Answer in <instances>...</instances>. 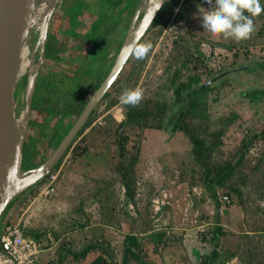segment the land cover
I'll use <instances>...</instances> for the list:
<instances>
[{"label": "rangeland", "instance_id": "rangeland-1", "mask_svg": "<svg viewBox=\"0 0 264 264\" xmlns=\"http://www.w3.org/2000/svg\"><path fill=\"white\" fill-rule=\"evenodd\" d=\"M139 3L58 0L49 22L22 170L48 158L70 129L95 89L94 77L100 83L106 68L112 66L128 32L129 16ZM260 4L262 11L251 17L253 30L248 38L235 41L201 30L199 16L212 10L205 0H178L164 21L150 26L138 43H150L148 53L143 59L131 55L60 164L33 191L28 188L11 202L1 217L0 230L22 214L24 220L28 218V231L52 247L39 254V264H89L68 250L70 244L81 249L88 240L82 218L84 200L78 204L72 187L83 173L90 176L87 172L93 167L78 158L82 149L91 155L102 151L107 162L94 168L93 175L112 174L107 182L115 178L116 185L127 172L132 183L133 196L124 193L119 204L123 220L135 217L147 222L145 231L162 228L165 232L158 245L143 244L155 264H203L200 256L215 247V226L224 264H264V97L243 95L249 89L264 88V0ZM176 68L182 69L186 83L180 104L171 84ZM124 88L142 91L133 107L153 110L157 101L168 104L162 128L151 126L152 116H126V105L118 99ZM10 97L7 110L15 119L21 106L14 94ZM192 100L194 108L185 121L205 141L201 154L207 156L211 174L207 180L204 167L192 154L189 137L179 127L178 110L187 111ZM122 120L128 124L121 151L117 129ZM238 163L229 178L212 183L219 169ZM51 176L55 192L35 199ZM207 184L214 186L217 196ZM120 243L116 261L112 259L116 263L123 257ZM105 262L100 256L90 264Z\"/></svg>", "mask_w": 264, "mask_h": 264}, {"label": "water", "instance_id": "water-1", "mask_svg": "<svg viewBox=\"0 0 264 264\" xmlns=\"http://www.w3.org/2000/svg\"><path fill=\"white\" fill-rule=\"evenodd\" d=\"M166 1L167 0H160V4L157 1L148 15L139 20L130 22L128 32L115 55L114 62L108 74L100 85L95 83L94 91L70 129L66 132L48 158L35 167L22 170L21 163L24 157V143L30 124L39 70L44 60L49 22L58 2V0H54L53 2L49 0L42 16L43 25L39 40L38 58L35 60V57H32V67L26 83L23 105L20 173L16 180H12L9 170V148L6 140V122L8 118H14L8 113L7 105L10 96L13 94L18 50L22 37L26 31V22L32 7V0H0V220L11 202L18 195L49 175L68 146L83 128L94 108L111 87L118 74L131 57V49L138 45ZM95 80L97 81V78H95Z\"/></svg>", "mask_w": 264, "mask_h": 264}, {"label": "crops", "instance_id": "crops-1", "mask_svg": "<svg viewBox=\"0 0 264 264\" xmlns=\"http://www.w3.org/2000/svg\"><path fill=\"white\" fill-rule=\"evenodd\" d=\"M104 153L99 151L91 155L90 151L83 154L86 160H90L89 165L91 170H88V175L83 176V179H80L79 182L72 187L75 188V196L78 198V204L81 202V199L84 200V207L82 209V218L85 228L88 230L84 232V236L88 238L85 243V246L81 249H75L73 246L68 245V250L72 253L71 250L81 251L84 248L88 247V251L84 256H79L81 259H85L87 263H92L96 258L103 256L105 260H109L107 257V251L105 250L106 246L114 252L111 253V259L116 261L115 254L117 253V243L120 241V245H123L124 251V240L127 234L136 235L138 240L147 246L154 244H159L163 236L157 237L158 232H164L162 228H159L154 231V229L145 231L147 227V222L143 220H138L134 217L123 220L125 214L123 215V210L119 207L120 202L124 199V193H126V187L122 181V177L119 178L118 183L114 185V182L117 179H111L112 183L107 182L108 177H112V174L106 175L104 178H99L93 175L91 172L94 168L103 166L107 162V158L104 157ZM88 176V177H87ZM121 188H123V194L121 193ZM81 191V192H80ZM37 193V192H36ZM85 198L89 200L86 201ZM131 205V204H130ZM61 206V204H60ZM60 208V207H59ZM137 216V213L135 214ZM41 228V227H40ZM42 233V232H41ZM165 233V232H164ZM40 240H42L44 246L46 245L43 238H40V235L34 234ZM95 237V238H94ZM97 237V238H96ZM60 240H56L55 245H58ZM99 243V244H98ZM52 247H46L45 250H50ZM65 255V253H64ZM72 255L77 258L73 253ZM58 257H60L58 255ZM123 258V257H122ZM60 259V258H58ZM113 261V262H114ZM122 259L120 260V262ZM116 263V262H115ZM119 263V262H117ZM128 264H143L141 260H138L134 257L128 258Z\"/></svg>", "mask_w": 264, "mask_h": 264}, {"label": "trees", "instance_id": "trees-1", "mask_svg": "<svg viewBox=\"0 0 264 264\" xmlns=\"http://www.w3.org/2000/svg\"><path fill=\"white\" fill-rule=\"evenodd\" d=\"M178 0H167L163 6L161 7V9L159 10V12L157 13L156 17L154 18L151 26H155L158 25L159 23H162L164 21L165 15L169 12V10L173 9L176 5ZM103 45V44H101ZM110 70L109 68H106V70L104 71L105 76L108 74ZM182 77V69L181 68H176L172 74V78H171V84L173 87V92L175 94V98L177 100V102L180 104L183 101V89L186 85L185 81H183L181 79ZM98 78V76H97ZM100 84L97 82V85ZM35 95V93H34ZM243 95L248 96L252 99H259L261 97H264V88H252L249 89L245 92H243ZM35 98H33V103H34ZM154 109L150 110L147 107H142V108H137V107H133L130 105H126L125 106V113L126 116L129 117H143V116H152L154 119V122L151 124L152 127L154 128H162L163 127V117L167 114V111L169 109V106L166 102H155L154 103ZM194 106V101H190L189 104V109L187 111H183L182 109L178 110V119H179V127L180 129L189 137L191 143H192V154L195 158V160L201 164L204 169H205V179L207 180L210 177V169L208 167V165L206 164V154L202 155L201 154V150L202 147L205 144V141L203 138H199L197 136H195L192 132V130L190 129V127L188 126V124L186 123V116L188 114V112L192 111V108ZM181 108V107H180ZM178 109V108H177ZM176 109V111H177ZM88 124V120L86 125ZM128 124L127 120H122L121 123L118 126L117 129V136L119 138V144H120V150L122 151V146L125 143V135H124V130L126 125ZM70 147V146H68ZM86 152V150L82 149V153L78 156V158L80 157L81 160H86L87 158H84L83 154ZM62 157L60 158V160L57 162L56 166H58L61 162ZM88 162H91L90 160H87ZM24 162V160H23ZM43 162V161H40ZM92 163V162H91ZM39 164V162L35 163V166H37ZM90 164V163H88ZM238 164H228L225 167H222L221 169L218 170V172L215 174V176L212 177V183H217V184H221L225 179L229 178L235 171V169L237 168ZM87 174L83 173L82 176H86ZM47 177V176H46ZM122 180L124 182V185L126 187V195L129 196H133V188H132V183L131 180L128 176L127 172H123L122 173ZM43 181V179L41 180ZM40 182V181H39ZM212 190L215 196H217L214 192V186L207 184ZM36 187V184L32 185L28 191L31 192L33 191V189ZM218 227L215 226L214 227V240H215V247L213 248V250L211 251V253L209 254H202L200 256V258H202L203 260V264H224L225 262V258L222 257L221 252H219L218 250V245H219V234L217 231ZM164 232H158L156 234L157 237H161L164 236ZM99 244V243H98ZM105 250L107 251V255H109V260H107L105 262V264H128V258L129 257H134L138 260H141L143 264H155L154 261H152L147 252L143 250L142 244L141 242L138 240L136 235L133 234H127L124 240V251H123V258L122 261L119 263H115L112 261L111 259V252L109 251V248H105ZM72 253L76 256H84L87 251H88V247L84 248L81 251H74L71 250ZM109 251V252H108ZM228 253V252H226Z\"/></svg>", "mask_w": 264, "mask_h": 264}, {"label": "bare ground", "instance_id": "bare-ground-1", "mask_svg": "<svg viewBox=\"0 0 264 264\" xmlns=\"http://www.w3.org/2000/svg\"><path fill=\"white\" fill-rule=\"evenodd\" d=\"M50 1L53 2L54 0ZM157 1L158 0H141L136 10L129 16L130 22L139 20L148 15ZM48 2L49 0H32V7L26 22V31L22 37L18 50L13 94L16 103L18 104L20 102V114L15 119L8 118L6 122V140L9 148V170L12 180H16L20 173L25 89L28 74L32 67V57H35L39 51V40L43 25L42 16ZM13 106L15 108L16 105Z\"/></svg>", "mask_w": 264, "mask_h": 264}, {"label": "clouds", "instance_id": "clouds-1", "mask_svg": "<svg viewBox=\"0 0 264 264\" xmlns=\"http://www.w3.org/2000/svg\"><path fill=\"white\" fill-rule=\"evenodd\" d=\"M160 4V0H158ZM210 5L208 14L202 13L199 19L202 21V31L215 37L222 34L231 37L235 41L247 39L253 30L251 17H255L262 11L260 0H205ZM248 13L249 15H246ZM151 48L150 43L140 44L131 49V54L137 59H143ZM142 98L139 88H124L119 95V103L122 105H137Z\"/></svg>", "mask_w": 264, "mask_h": 264}, {"label": "built area", "instance_id": "built-area-1", "mask_svg": "<svg viewBox=\"0 0 264 264\" xmlns=\"http://www.w3.org/2000/svg\"><path fill=\"white\" fill-rule=\"evenodd\" d=\"M40 186L35 199L55 192V177ZM26 218L19 215L17 220H9L0 230V264H39V254L45 246L38 237L32 235Z\"/></svg>", "mask_w": 264, "mask_h": 264}, {"label": "flooded vegetation", "instance_id": "flooded-vegetation-1", "mask_svg": "<svg viewBox=\"0 0 264 264\" xmlns=\"http://www.w3.org/2000/svg\"><path fill=\"white\" fill-rule=\"evenodd\" d=\"M100 64H101V65L99 66V68L101 69V67H102L103 64H102V63H100ZM105 77H106V76H105ZM105 77H104V78H105ZM95 78H97V76L94 77V85H95V83L98 82V78H97V81L95 80ZM104 78H103V80H104ZM103 80H102V81H103ZM115 80H116V79H115ZM102 81H101V82H102ZM101 82H100V84H101ZM100 84H98V85H100ZM36 88H37V86H36ZM35 91H36V90H35ZM88 99H89V98H88ZM87 101H88V100H87ZM85 104H86V103H85ZM83 107H84V106H83ZM82 109H83V108H82ZM94 109H95V108H94ZM80 112H81V111H80ZM78 115H79V114H78Z\"/></svg>", "mask_w": 264, "mask_h": 264}]
</instances>
